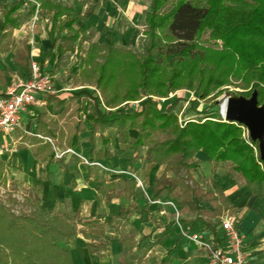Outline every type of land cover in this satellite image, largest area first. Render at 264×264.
I'll list each match as a JSON object with an SVG mask.
<instances>
[{"label":"trees","instance_id":"16d2710c","mask_svg":"<svg viewBox=\"0 0 264 264\" xmlns=\"http://www.w3.org/2000/svg\"><path fill=\"white\" fill-rule=\"evenodd\" d=\"M24 3L39 4L41 10L54 13L55 21L71 18L65 25L70 33L66 44L57 47L55 69L59 68L67 53L87 35L85 27L74 28L80 15L60 1L15 0L6 5L0 53L9 52L17 13ZM145 20L147 45L142 52L108 43H90L80 52L78 70L70 76L75 90L69 91L70 97H48L53 118L48 120V113H40L33 134L44 144L41 152H55L45 138L55 141L57 149L70 148L75 136L88 131L83 113L84 101H89V138L93 141L100 136L105 157L110 153L108 129L116 130L119 142L134 145L135 152L145 148L147 162L164 167L153 188L154 197L166 196L177 200L181 210L217 218L215 225L205 222L217 236L221 217L226 212L236 215L239 209L215 182L204 179L199 184L194 179L193 173L201 171L199 153L209 158L210 180L218 168L226 166L244 181L250 198L264 199L259 142L250 138L242 124L224 120L217 101L224 93L250 98L257 91L259 105L264 106V0H151ZM53 49L44 54V60L52 56ZM19 57L26 62L29 77L28 55L21 52ZM181 90L196 93L197 100L207 106L199 111L196 100L178 95L170 98ZM160 99L167 100L165 106ZM184 100L190 105L184 114L194 112L196 117L181 123L176 109ZM139 121L138 135L131 136ZM169 174L175 178L170 179ZM6 182L5 166L0 163V184ZM119 185L125 191H117ZM136 186L135 179L104 182L99 194L102 198L111 190L110 199L132 197ZM124 213L122 210L121 216ZM104 227L98 218L83 219L79 214L16 215L0 203V264H75L71 240L81 233L87 240L100 242L96 250L105 251L101 237L88 233ZM122 241L127 248L132 246ZM89 250L95 251L93 247Z\"/></svg>","mask_w":264,"mask_h":264},{"label":"crops","instance_id":"0c3cea01","mask_svg":"<svg viewBox=\"0 0 264 264\" xmlns=\"http://www.w3.org/2000/svg\"><path fill=\"white\" fill-rule=\"evenodd\" d=\"M14 1L0 0V32L4 22V8ZM54 1L73 7L80 15L75 29H87L86 38L79 40L75 44V50L67 53L75 55L76 62L83 51V43H108L127 47L134 42L137 44L139 40L141 34L136 28V23L144 15L143 0ZM35 6L34 3H24L18 10L17 25L12 31L9 52L0 53V94L4 91L6 83L2 82V78L7 79L8 85L11 84L10 78L7 77L8 71L20 72L25 76V80L28 78L26 62L19 57L21 52L28 55L29 68L31 55L34 54L43 71L51 76L52 71L63 67L64 61L55 69L58 60L57 47L66 44L65 39L70 33L65 25L71 18L64 16L55 21L54 13H47ZM92 31L97 33L95 41L90 38ZM52 47V56L44 60V54ZM74 67L78 70L76 64ZM60 95L61 93L57 96ZM66 96L68 94H65ZM47 101V107L51 108L48 98ZM39 107L41 106L32 107V111L23 116L21 131L0 144L7 147V151L0 156V163H4L8 180V189L5 190L12 193L19 202H27L34 212H47L50 215L79 214L83 219L95 217L105 224L104 228L88 230V233L101 237L106 244L105 251L96 250L100 242L87 240L81 233L71 240L69 247L75 264H135L143 257V264H211L207 251L182 236L181 230H186L189 234L200 233L204 240L219 239L221 231L217 226L219 235L216 236L215 232L207 228L205 222L208 216L181 209V213H189L193 221H181L179 227L175 217L169 221V217L174 216L173 208L150 201L154 199L177 202L166 196L154 197L153 188L163 174L164 167L148 163L146 149L144 173L142 160L131 161L139 153L135 152L134 145L119 142L115 130L109 129L108 132L114 133L108 136L110 144L107 149L110 153L106 158V147L100 136L97 135L91 141L89 135L92 127L86 122L88 131L75 136L70 148H61L60 151L65 154L57 159L55 152H41V146L44 144L38 143L35 136L25 133V130L34 133L36 119L42 113L38 112ZM29 117L33 120L29 119L26 123ZM52 118H49L48 113L47 119ZM138 133L130 132L131 136H137ZM98 140H101V147ZM197 159L201 162V171L193 173L194 179L199 184H203L204 179L215 182L224 190L232 205L239 209V213L234 217L237 218L243 235L244 250L253 264H264V199L250 198L245 184L239 189L240 181L226 166L218 168L210 180L212 166L208 156L201 152ZM125 179H139L145 187H142L144 191L137 184L132 197L119 196L110 199L111 190L107 196L100 197L99 192L104 182L111 184ZM117 191H125V187L119 185ZM145 191L149 198L144 195ZM108 200L110 203L107 206ZM134 209L135 212H127ZM122 210L126 211L123 216ZM122 239L132 246L127 248ZM89 247H93L95 251L91 252Z\"/></svg>","mask_w":264,"mask_h":264},{"label":"built area","instance_id":"2783aa9c","mask_svg":"<svg viewBox=\"0 0 264 264\" xmlns=\"http://www.w3.org/2000/svg\"><path fill=\"white\" fill-rule=\"evenodd\" d=\"M38 9V4H36ZM60 91L56 88L53 77L43 71L41 63L31 55L30 76L20 81L17 85L0 94V144L7 141L22 130V119L34 106H47V98L57 96ZM226 101V99H225ZM226 120L225 117H223ZM28 135L33 133L26 131ZM38 137H41L40 135ZM42 138V137H41ZM55 148V157L60 159L65 153L56 148V143L50 138H45ZM7 151V147L0 145V156ZM69 152V151H67ZM137 180L139 187H143L141 181ZM145 195L149 198L145 191ZM157 205H164L174 209L175 222L181 227V212L177 202L173 200H152ZM221 231L219 239L204 240L200 233L189 234L181 230V235L193 243L204 248L211 264H253L244 250L243 235L238 227L237 218L224 214L218 225Z\"/></svg>","mask_w":264,"mask_h":264},{"label":"rangeland","instance_id":"374dc122","mask_svg":"<svg viewBox=\"0 0 264 264\" xmlns=\"http://www.w3.org/2000/svg\"><path fill=\"white\" fill-rule=\"evenodd\" d=\"M142 5L145 7L144 15L136 23V28H137V30H139V33L141 34L140 37H139V40H138L137 44H135L136 42H134V44H132V45H128L127 47H123V48H128V49L129 48H133L137 52L138 51L139 52L144 51L145 46L147 45V37L143 33H144V31L147 30L146 20L145 19H146L147 12L150 10L151 0H143ZM96 34L97 33L95 31L91 32L90 38H92V41L93 40L94 41L97 40V37H96L97 35ZM99 39L100 38H98V40ZM82 46H83L82 47V49H83L82 53H83V52H85V50L88 48L89 45L87 43H83ZM218 46L220 48L222 47V42L221 41L218 42ZM117 47H120V46H117ZM77 62H78V60H77ZM77 62H76V56L73 55L72 53H69L65 57V60H64V63H63V67L60 68L59 70L51 72V74H53L52 76H53V79L55 81V84L57 85L56 88L60 91L61 95L68 94V96L70 97V95H71L70 93L71 92H69V91L75 90L73 85H71L70 76L72 75V73H74L73 71L77 70V68L74 67ZM7 77L10 78V83L11 84L8 85L7 79L5 80V79L2 78V82L6 81V83H4V91L2 93H5L9 88L17 85L20 81L25 80L24 79L25 76L21 75L20 72L12 73V72L8 71L7 72ZM63 88H66V89H63ZM92 89L97 91L98 96H101L100 91H98L96 88H92ZM231 90H234V89H231ZM235 90L239 91V89H235ZM175 95H178L179 97H181L183 99L189 98L191 100H196L195 107H197L199 111H201L203 108H205L207 106L205 103L201 102L200 100H197V94L194 93V92H190V91H187V90H181V91H178L175 94H172L170 96V98L174 97ZM227 97H228V94L224 93L222 96H220L218 98L217 101L219 103L220 109H221L225 99H227ZM166 101H167L166 99H160L159 100V102L161 103L162 106L166 105ZM84 106H85V111H84L83 115H84V118H85L86 122H88V124H89V121L92 120V117H90V115H89L90 102L89 101H84ZM189 108H190L189 103L186 100H184L183 102L180 103V105L176 109V112L179 114L181 123L184 122V120L186 121V120H188L190 118H195L196 117V114L194 112H191L189 114H184ZM37 109H38L39 113L40 112H42V113L48 112L49 113V118L53 117L52 114H51V108L50 107L41 106V107H39ZM29 119H30V117L28 119H26V123L29 122ZM31 120H33V119L31 118L30 121ZM140 123L141 122L139 121L136 124V126H134L135 128L133 130H131V131H133V132L138 131V128L140 127ZM89 126H91V125L89 124ZM108 130H106V133L108 132ZM108 133L109 134L107 136H112V133H114V132L112 131V132H108ZM115 133H116V130H115ZM98 143H99V147H101V144H102L101 140H98ZM58 150L60 151V149H58ZM103 152H104V150L102 151V153ZM134 160H142L143 161L142 162V164H143V170L142 171L145 173V162H144L145 161V148L142 149L138 153V155L136 157H133L131 159V161H134ZM182 175H183V177L187 176L186 172H183ZM169 178L173 180L175 178V175L174 174H169ZM238 180L240 181V184H238V188L242 189L241 187H243L244 181L241 180V179H238ZM7 183H8V180H7L5 185L0 184V203L5 204L16 215H28V216L33 215L35 212L31 209V207L28 205L27 202H24V201H20L19 202L17 200V198H14L12 196V193L6 192L5 189H8L7 188V185H8ZM143 188L145 189V187H143ZM143 188H142V190L144 191ZM144 195H145V192H144ZM10 200L11 201H15L16 200V203L11 202ZM36 212L40 213V211H36ZM225 214H229V215L234 216L233 213H229V212L228 213L226 212ZM174 217H175V215L174 216L173 215L170 216L169 217V219H170L169 221L173 220ZM206 220L212 222L214 225H215V221L217 222V218L212 217V216H208V218ZM181 221L186 223V222H192L193 219H192V216L189 213H181ZM144 258L145 257H143L141 259V261H139V262L137 261L135 264H143V261H145Z\"/></svg>","mask_w":264,"mask_h":264},{"label":"water","instance_id":"95a60500","mask_svg":"<svg viewBox=\"0 0 264 264\" xmlns=\"http://www.w3.org/2000/svg\"><path fill=\"white\" fill-rule=\"evenodd\" d=\"M221 116L227 121L242 124L253 141L259 142L261 159L264 162V106L258 102V92L251 98L228 94L221 107Z\"/></svg>","mask_w":264,"mask_h":264}]
</instances>
